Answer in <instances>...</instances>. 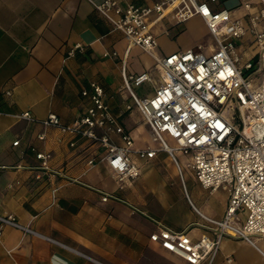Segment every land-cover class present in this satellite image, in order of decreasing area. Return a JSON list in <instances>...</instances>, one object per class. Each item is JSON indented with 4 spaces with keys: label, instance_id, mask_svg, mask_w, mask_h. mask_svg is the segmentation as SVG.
<instances>
[{
    "label": "crops",
    "instance_id": "obj_1",
    "mask_svg": "<svg viewBox=\"0 0 264 264\" xmlns=\"http://www.w3.org/2000/svg\"><path fill=\"white\" fill-rule=\"evenodd\" d=\"M102 1L0 0V214H14L37 233L4 226L0 235V264H182L180 258L149 239L156 225L148 216L177 229L200 219L193 210L192 220L172 224L165 221L171 203L164 183L142 182L146 178V162L157 155L148 161L139 159L141 174L121 186L112 177L106 161L100 159L105 152L103 147L82 139L72 147L71 136L58 128H44L39 121L13 115L30 110L35 118L42 119L54 113L63 123H70L88 104L81 89L95 80L104 87L112 111L132 135L124 118L136 106L124 108L128 96L123 105L112 104L113 97L124 90L122 66L130 74L148 73L153 94L161 82L158 60L195 46L178 45L168 36L183 25L176 33L180 34L192 19L204 21L196 16L176 23L169 15L151 27L158 39L154 52L143 51L137 45L127 52L128 39L95 7ZM119 1L122 5L128 1L136 5L153 2ZM77 42L84 45V50L68 55L69 48ZM167 42L170 47H166ZM160 45L164 50L158 51ZM5 89L11 90L10 96L3 93ZM43 129L46 138L40 140L37 133ZM113 137L119 141L116 134ZM132 137L135 147L140 148ZM14 140L19 143L13 145ZM31 146L50 152L49 165L79 181H68L38 168L40 160ZM91 156L96 165L86 169V159ZM165 158L176 173L167 153ZM95 187L114 193L121 200L104 201ZM53 188H57L55 196ZM182 190L180 183L178 191ZM129 203L141 211L134 212ZM193 204L205 214L220 217L227 198L213 212L203 201ZM200 233L198 227L190 229L193 236ZM211 264H264V237L256 238L255 244L223 237Z\"/></svg>",
    "mask_w": 264,
    "mask_h": 264
},
{
    "label": "built area",
    "instance_id": "obj_2",
    "mask_svg": "<svg viewBox=\"0 0 264 264\" xmlns=\"http://www.w3.org/2000/svg\"><path fill=\"white\" fill-rule=\"evenodd\" d=\"M220 4L233 6L219 8ZM95 7L128 39L127 52L132 45L154 52L158 39L151 27L169 15L176 23L200 17L215 37L217 47L208 53L202 45H195L158 60L161 82L150 96L140 97L132 89V84L150 80L149 74H130L122 66V86L129 93L124 108L139 109L152 139L159 145L135 147L132 135L107 102L104 87L95 80L81 89L88 104L70 123H63L54 113L42 119L35 118L30 110L13 115L39 121L44 128H58L71 136L72 147L78 146L79 139L103 147L105 152L100 159L106 161L112 177L121 186L141 174L139 159L148 161L159 151L166 152L190 206L200 219L177 229L148 216L156 225L149 239L180 258L182 264H211L225 236L255 244L256 238L264 237V0H153L146 5L103 0ZM239 8L240 16L234 13ZM246 34L251 38L248 47L240 42ZM83 50L84 45L77 42L67 53L73 55ZM3 93L10 96L11 90L5 89ZM37 138H46L44 129L37 133ZM18 143L19 140L13 141V145ZM30 148L40 160L38 168L68 181H79L50 166V152ZM178 153L187 157L186 167L203 188L226 192L222 216L205 214L190 200ZM95 165L94 156L86 159V169ZM95 189L104 201L121 200L114 193ZM56 190L52 189L53 196ZM129 205L134 212L141 211ZM4 226L37 234L11 213L0 214V235ZM193 227L200 228L198 236L190 234Z\"/></svg>",
    "mask_w": 264,
    "mask_h": 264
},
{
    "label": "rangeland",
    "instance_id": "obj_3",
    "mask_svg": "<svg viewBox=\"0 0 264 264\" xmlns=\"http://www.w3.org/2000/svg\"><path fill=\"white\" fill-rule=\"evenodd\" d=\"M224 6L232 7V4H220L219 8ZM236 15H242V10L235 9ZM244 23L245 20L243 19ZM179 28H183V25H178ZM157 27V26H156ZM176 27V26H174ZM185 29L180 33V30H176L174 34L172 33L169 40L174 41L178 45L183 46V44L194 43V45H202L204 52L208 53L217 47L215 37L206 30V26L200 19H192L185 24ZM251 38L249 34H246L243 39L240 40L241 43L248 47ZM247 45V46H246ZM171 43L167 42L166 47H170ZM244 48V47H243ZM164 50L163 45H160L158 51ZM251 53V50L249 51ZM249 56V54H247ZM133 91L140 97L151 95L153 92V81H144L139 85L132 84ZM129 95L128 90L124 89L122 93L113 97L112 104L123 105L124 99ZM127 115V114H126ZM126 126L132 129V135L136 140V145L139 147H157L159 145L158 141L152 139L151 131L149 130L146 123L143 121V116L140 111L133 107L129 114L124 118ZM172 143L171 140H168ZM166 152L159 151L157 156L148 163L146 162L143 172H146V178L142 182L148 185L153 183H164L165 188L170 194L171 206L167 209V217L165 221L172 224V222H184L194 219L195 213L191 208L187 198L184 196V189L182 193L178 191V184H180L179 177L173 171V167L165 158ZM177 158L181 163L184 178H185V188L189 194L191 200L199 205V201H203L207 205L208 210L213 212L217 211L223 203V199L226 196V192L222 189H218L217 192H209V190L203 188L196 180L193 172L190 168L186 167L185 162L187 157L183 153H178ZM172 162V161H171ZM174 165V164H173Z\"/></svg>",
    "mask_w": 264,
    "mask_h": 264
}]
</instances>
